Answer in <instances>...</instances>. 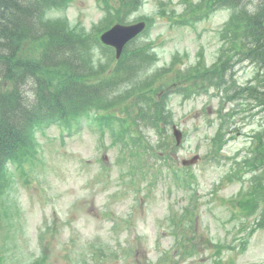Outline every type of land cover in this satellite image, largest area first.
Wrapping results in <instances>:
<instances>
[{
    "label": "rangeland",
    "instance_id": "obj_1",
    "mask_svg": "<svg viewBox=\"0 0 264 264\" xmlns=\"http://www.w3.org/2000/svg\"><path fill=\"white\" fill-rule=\"evenodd\" d=\"M201 1L141 0L126 14L130 23L149 20L126 50L153 54L143 69L152 98L170 111L168 124L157 115L137 122L139 96L134 82L125 83L132 95L116 93L118 102L81 117L94 120L79 129L37 130L24 174L8 164L6 205L16 207L0 227V264H264V165L247 164L258 161L264 108L189 80L196 69H218L239 36L235 25L229 29L230 9L192 14ZM106 10L99 0H70L48 10L47 20L63 22L74 41L82 32L93 59L110 58L114 67V49L95 42L109 22ZM236 60V85L254 84L256 67ZM104 114L119 121L105 124ZM173 125L184 133L180 146ZM197 154V164L182 165Z\"/></svg>",
    "mask_w": 264,
    "mask_h": 264
},
{
    "label": "trees",
    "instance_id": "obj_2",
    "mask_svg": "<svg viewBox=\"0 0 264 264\" xmlns=\"http://www.w3.org/2000/svg\"><path fill=\"white\" fill-rule=\"evenodd\" d=\"M69 1L0 0V217L3 212L8 216L12 208L6 205L12 182L8 164L18 163L17 169L24 174L22 163L34 159L33 153L37 151L34 139L37 130L43 131L48 126L65 127L69 131L79 129L82 121L91 120L81 117L104 112L123 94L132 95L123 85L133 82L140 100L136 121L153 122L149 119L155 115L157 121L164 124L169 121L170 111L164 100L152 98L154 83L147 77V69H143V63L152 60L153 54L127 49L113 67L110 58L93 59L91 47L83 42L82 32L76 31L78 38L74 41V32L63 22L45 20L48 10L64 8ZM100 1L107 9L106 28L116 22H127L126 14L141 4V0ZM251 3L248 0H202L197 5L199 9L192 11L198 15V11L213 7L230 9L229 29L234 30L235 25L239 36L231 39L236 45L225 63L214 70L196 69L189 73V80L201 84L211 82L232 101L245 98L264 108V0ZM103 30L96 35L98 46H102L99 35ZM27 43L34 45L31 52L26 51ZM235 58L258 67L254 84L236 85L231 62ZM143 76L147 78L139 80ZM116 93L121 96L116 98ZM100 119L106 124L119 121L116 115L108 119L103 115ZM263 134L256 135L258 161L247 162L252 167L258 163L264 165ZM262 173L264 178V168ZM259 187L264 194V188ZM260 223L264 225V210L258 220Z\"/></svg>",
    "mask_w": 264,
    "mask_h": 264
},
{
    "label": "water",
    "instance_id": "obj_3",
    "mask_svg": "<svg viewBox=\"0 0 264 264\" xmlns=\"http://www.w3.org/2000/svg\"><path fill=\"white\" fill-rule=\"evenodd\" d=\"M147 24L146 22H138L131 25L116 24L111 29L106 31L101 40L104 44L112 46L116 49L117 58L122 56L125 46L140 33H142ZM174 135L177 140V144L180 145L183 140V133L177 126H174ZM200 159L199 155L194 156L192 159L184 160V165L196 164Z\"/></svg>",
    "mask_w": 264,
    "mask_h": 264
}]
</instances>
